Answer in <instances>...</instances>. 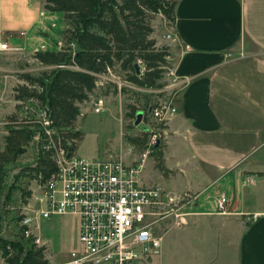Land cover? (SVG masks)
<instances>
[{
  "label": "crops",
  "instance_id": "crops-1",
  "mask_svg": "<svg viewBox=\"0 0 264 264\" xmlns=\"http://www.w3.org/2000/svg\"><path fill=\"white\" fill-rule=\"evenodd\" d=\"M1 1L6 9L13 1L25 2ZM2 16L0 7V29L15 31ZM174 16L170 23L158 13L151 37L156 46L168 47L176 75L190 81L165 124L167 145L159 144L169 172L160 171L152 184L197 193V200L187 208V224L174 229L165 222L161 229L164 234L182 230L183 241L184 235L203 237L208 231L217 243L224 242L217 264H264V0H175ZM167 33L175 40L167 39ZM58 36L52 49L60 45ZM110 84L104 85L106 97ZM140 96L132 95L131 103L145 102ZM86 103L79 104L80 114ZM220 196L227 199L224 214L214 210Z\"/></svg>",
  "mask_w": 264,
  "mask_h": 264
},
{
  "label": "built area",
  "instance_id": "built-area-1",
  "mask_svg": "<svg viewBox=\"0 0 264 264\" xmlns=\"http://www.w3.org/2000/svg\"><path fill=\"white\" fill-rule=\"evenodd\" d=\"M165 36L175 40L171 33ZM7 50V43L0 42V55ZM226 56L231 57V54ZM169 59L168 54L163 66L164 84L157 89L136 87L107 67L106 72L97 74L96 92L89 95L87 103L96 113L104 111L107 108L104 85L111 81L116 83L118 92L122 87H132L152 93L146 105L147 114L166 124L176 114L175 100L179 91L190 81V77L176 75ZM41 68L51 67L43 65ZM4 71L0 65V84L2 78H7ZM25 81L19 85L31 87ZM36 100L39 101L35 96L16 97L14 102L24 105L25 122L34 129L30 143L35 146V154L40 149L48 151L53 169L45 176L39 174L26 203L20 208L18 224L23 228L24 237L42 246L38 221L53 215L72 214L78 218L82 248L71 252L70 260L52 264H134L142 257L158 253L164 238V232L160 233L161 224L166 222L170 228L187 224L190 214L187 208L195 205L197 193L173 191L143 180V162L159 143L156 134L147 141L137 164L127 163L121 154L107 158L80 157L75 153L76 138L63 137L52 125L48 108H40ZM226 202L224 196L216 200L218 213L227 212Z\"/></svg>",
  "mask_w": 264,
  "mask_h": 264
},
{
  "label": "trees",
  "instance_id": "trees-1",
  "mask_svg": "<svg viewBox=\"0 0 264 264\" xmlns=\"http://www.w3.org/2000/svg\"><path fill=\"white\" fill-rule=\"evenodd\" d=\"M43 9L50 13L60 12L65 27L61 30L59 49L38 50L34 57L43 65L53 66L38 74L24 73L31 87L18 85L17 98L35 96L50 113L52 125L63 136L76 138L82 133L77 129L76 120L80 114L79 104L89 99L95 88L97 74L112 71L143 89H157L163 86V66L169 54L167 46H156L151 37L152 21L158 13L170 23L174 22L175 0H42ZM140 60V62H138ZM137 66V67H136ZM141 66L144 67L141 70ZM133 96H142L147 101L152 93L123 87ZM128 103L126 115L133 120L138 111L141 118L147 117V106ZM12 119L8 127L5 145L0 150V249L8 264H49L44 245L37 246L31 238H25L18 222L20 207L14 204V193L19 190L26 200L30 190L20 189L16 179L27 174L38 178L47 175L52 169L48 151H38L33 164L24 165L15 180L8 184L9 168L16 162L20 153L29 145L34 129L25 122ZM24 120V121H23ZM147 134V131H142ZM146 137L135 142L140 145ZM136 140V138H132ZM145 142V143H144ZM159 143L154 146L155 166L167 175ZM150 153V154H151ZM5 215L14 223L16 237L2 235ZM14 229H12L14 231Z\"/></svg>",
  "mask_w": 264,
  "mask_h": 264
},
{
  "label": "rangeland",
  "instance_id": "rangeland-1",
  "mask_svg": "<svg viewBox=\"0 0 264 264\" xmlns=\"http://www.w3.org/2000/svg\"><path fill=\"white\" fill-rule=\"evenodd\" d=\"M40 5V0H25L24 3L13 1L7 5L6 9L3 2L0 3L5 26L15 29V31L0 29V42H6L9 47V50L0 55V65L5 70L4 75H7L6 80L2 78L0 84V91L2 92L0 93V150L4 148L8 127L13 126L11 123L14 120L12 119L20 122L22 116H26L24 105L14 102L17 85L26 80L21 75L24 73L38 74L41 70L48 69L40 67L43 64L34 57V53L38 50H50L55 47L59 38L58 35L65 27L60 12L49 15L48 11L46 12L41 8V13L38 15L37 9ZM35 17L36 19H34ZM32 20L33 22L34 20L37 21L32 27L25 29ZM16 37L18 40L15 39ZM23 40L27 41L24 46L22 45ZM59 41L58 48L53 49L61 47V39ZM44 45L45 47H43ZM109 83H111L109 91H106L107 108L96 113L91 105L86 103L82 114H79L76 120V126L81 131L82 136L77 142L75 153L77 156L90 159L107 158L122 152L127 161L137 164L140 154L145 149V144L139 147L135 142L142 140V137H146V142L153 134H156L161 147L163 144L167 145L168 131H166V125L153 120L148 115L146 119L141 118L140 123H135L136 119L133 120L126 115L128 112L127 103H131L133 98L132 92L121 89L119 93L113 87L116 86V83L111 81ZM36 103L40 108L45 106L40 101L36 100ZM138 105L143 107V103H138ZM142 131H147V134H143ZM134 137L136 140L132 139ZM127 147H131V152L126 150ZM35 156V146L29 143L25 151L18 155L16 162L9 168L8 184L15 180V174L19 173L24 165L34 163ZM156 156L157 154L154 156L152 153H148L143 162L141 176L145 182H158L157 178L161 172L155 166ZM36 180V178L25 174L16 179V185L20 189L31 190L35 186ZM14 198V204L22 209L25 201L19 190L15 191ZM202 208L200 206L198 210H202ZM214 210L215 213H218L216 208ZM199 217L194 218L198 219ZM173 228L180 229L181 227ZM12 229H14V223L10 222V216L5 215L2 235L5 238L16 237L15 229L14 231ZM181 231L166 232L158 253H151L148 257H142L136 260L134 264H217L214 259L216 256L222 255L221 249L225 250L222 248L224 242L217 243L216 237H213L208 231L203 237H199L200 235L197 233L184 235L183 241L180 239ZM163 232L160 229V233ZM38 234L44 243V253L49 264L68 261L71 259V252H79L82 248L78 238V218L76 215H53L48 219L39 220ZM188 239L191 240L189 243ZM0 264H8L1 249Z\"/></svg>",
  "mask_w": 264,
  "mask_h": 264
},
{
  "label": "water",
  "instance_id": "water-1",
  "mask_svg": "<svg viewBox=\"0 0 264 264\" xmlns=\"http://www.w3.org/2000/svg\"><path fill=\"white\" fill-rule=\"evenodd\" d=\"M141 116H142V112L141 111H138L137 112V117H136L135 123H140L141 122Z\"/></svg>",
  "mask_w": 264,
  "mask_h": 264
}]
</instances>
